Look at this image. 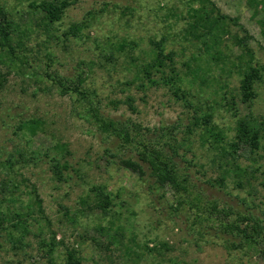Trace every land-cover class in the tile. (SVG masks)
Instances as JSON below:
<instances>
[{
    "label": "rangeland",
    "instance_id": "rangeland-1",
    "mask_svg": "<svg viewBox=\"0 0 264 264\" xmlns=\"http://www.w3.org/2000/svg\"><path fill=\"white\" fill-rule=\"evenodd\" d=\"M29 1L1 3L25 21L33 19ZM71 1L48 33L43 27L36 28L29 42L33 48L28 54L31 67L70 75L77 63L84 62L86 86L95 92L104 115L140 126L148 139L159 140V127L172 129L166 131L162 142L175 146L174 159L180 171L188 174L191 197L200 198L199 207L214 203L241 213L252 212L264 225V7L253 14L248 0H212L223 13L237 17L251 38L243 39L244 33L231 26L230 36L215 49L220 55L211 59L188 34V13L198 6L191 0ZM80 22L88 24L82 37L62 36ZM121 40H132L137 47L125 51L111 47L110 42ZM152 41L172 54L173 62L166 60L163 71L170 73L173 67L182 76L190 105L163 84L161 69L152 75L157 84L137 75L139 66L151 55ZM249 54L262 78L255 82V98L241 103L237 87ZM42 85L48 90L40 91L31 79L10 73L0 91V180L5 161L12 156L18 159L19 151L27 157L33 155L35 163L26 160L17 166L15 175L36 186L56 240L78 249L80 264H264L261 254L240 245L239 238L221 233L214 221L197 216L193 206H177L173 191L158 187L148 173L138 177L122 168L120 158L138 159L136 144L100 133L75 96L60 95L48 79ZM128 97L134 100V110L126 104ZM233 97L237 116L227 106ZM205 111L213 113L215 130L222 132L226 141L233 138L239 117L256 119L261 123L260 147L250 151L248 146H240L231 153L224 144L230 154L213 150L210 140L200 139V127L188 128L191 117ZM31 119L42 123L34 136L21 129ZM62 145L66 150H60ZM55 160L68 165L64 181L52 173ZM226 163L229 166L225 167ZM233 163L245 172L237 175L231 171L224 184H215L223 169L234 167ZM93 188H106L110 194L107 215L99 210L79 211L81 198L94 204ZM26 190L21 184L16 193L21 201L7 204L0 187V264H47L38 241L48 238L49 231L41 236L32 223L30 233L15 244L5 221V214L30 203ZM63 250L59 248V259Z\"/></svg>",
    "mask_w": 264,
    "mask_h": 264
},
{
    "label": "trees",
    "instance_id": "trees-1",
    "mask_svg": "<svg viewBox=\"0 0 264 264\" xmlns=\"http://www.w3.org/2000/svg\"><path fill=\"white\" fill-rule=\"evenodd\" d=\"M191 2L197 3L198 6L190 8L188 13V34L191 35L192 39L200 42L201 49L211 59H215L220 55L215 49L222 45L225 38L230 36L229 29L231 26H237L244 33L243 39L251 38L237 17H231L223 13L212 0H191ZM248 3L253 9V14H257L264 7V0H248ZM70 5H72L71 0H30L28 6L31 8L33 19L28 18L24 21L23 19H17L0 0V66L6 69L5 71L0 69V91L7 82L9 74L15 73L31 79L40 91L48 90V87L42 85L45 79H48L60 95L75 96L76 101L84 106L85 116L95 122L100 133L108 137H115L121 143L129 144L134 142L136 144L138 159L131 157L120 158L118 164L122 168L131 171L138 177H143L148 173L158 187H168L173 191L177 196V206L187 203L191 207L193 206L199 212L197 216H202L205 220L214 221L221 233L239 238L240 245L255 250L261 254L264 260V225L261 217L252 212L241 213L233 210L230 206L218 207L214 203L204 208L199 207L200 198L191 197L193 194L192 184L188 174L180 171L174 159V156H177L175 155L177 154L175 146L167 143V141L162 142L167 132L172 130L171 128L159 127L157 129V131H160L157 139L161 141L148 139L143 134L140 126L132 124L130 121H122L104 115L98 105L99 102L95 100V92L86 86L87 73L84 62L77 63L76 68L73 69V73L70 75H63L48 70L39 71L31 67L28 62V54L33 51V48L29 45V42L33 35L36 34V28L39 26L43 27L45 33H48L51 27L62 19ZM87 27V22L73 24L62 32V36L66 39L72 37L80 38L83 30ZM49 38H51L50 34H48ZM110 45L121 51L132 50L137 47V44L132 40H121L117 44L110 42ZM151 46V55L145 63L139 66L137 75L144 81L157 84L158 82L152 78V75L160 72L159 70L161 69L160 80L163 84L169 85L177 98L183 99L185 104L190 105L189 91L184 84L182 76L173 67L170 68V73L163 71V67L166 66V60L170 63L173 62L172 54L165 52L161 43L152 41ZM45 55L48 59L49 54L45 53ZM261 78L260 69L257 64L252 63L249 54L248 59L244 62V67H241L237 87L238 98L241 103H250L255 98L254 85ZM234 98L232 102L227 101V106L237 116L238 109L234 107L236 105ZM133 103V98L128 97L126 104L131 110H134ZM260 126L261 123L254 118L239 117L236 121L233 138L226 141V136L222 132L215 130L213 113L205 111L200 116H192L191 124L188 128L200 127L203 131L200 134V139L210 140L209 144H211L213 150L226 151L230 154L224 144L229 147L231 153H236L240 146H248L250 151L258 149L260 147ZM41 127V121L31 119L23 123L21 129L24 128L30 136H34L41 130ZM165 146H168V150L172 152L171 154L165 149ZM59 148L60 150H66L65 145ZM17 154L19 155L18 159H14V156H12L11 159L1 165V170L4 171V178L0 180L3 199L7 204L21 201L19 194H16L21 184L27 189L26 192L30 200L28 204H20L19 210L5 214V221L11 227V234L15 238V244L21 243L30 233V226L34 223L37 225V231L41 236L44 231H49L48 238L40 237L38 241V249L43 254L47 264H80L81 257L78 249L69 248L62 241L56 240L55 233L51 231L50 221L46 216L42 199L36 186L29 183L27 178L16 177L15 175L17 166H21L26 160H31L32 163H35V158L33 155L30 157L24 156L21 151ZM228 164H224L225 167L229 166ZM224 165L221 168H224ZM233 165L234 167L232 168L223 169L221 176L214 180V183L224 184L231 171L237 175H242V172H245V169H242L237 164L233 163ZM66 169H68L66 162L61 163L56 160L51 166L52 173L58 181L65 180L64 172ZM18 177L20 178L19 180ZM261 185L264 189V180ZM93 189L96 191L94 204L88 203L87 198H81L79 211L93 212V210H96L97 212L99 210L101 214L107 215L109 204L111 203L110 194L106 191V188ZM262 215L264 217V208ZM61 247L64 250L61 259H59L58 251Z\"/></svg>",
    "mask_w": 264,
    "mask_h": 264
}]
</instances>
